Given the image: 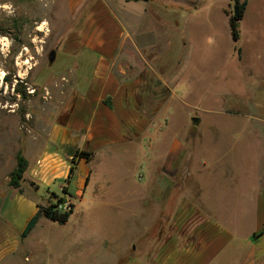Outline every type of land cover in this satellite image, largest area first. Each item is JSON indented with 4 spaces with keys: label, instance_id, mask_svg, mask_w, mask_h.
Masks as SVG:
<instances>
[{
    "label": "rangeland",
    "instance_id": "1",
    "mask_svg": "<svg viewBox=\"0 0 264 264\" xmlns=\"http://www.w3.org/2000/svg\"><path fill=\"white\" fill-rule=\"evenodd\" d=\"M90 1L81 2L79 11L68 0H0V5L12 6L0 7V37L10 41L7 47L0 44V224L7 223L5 212L14 214L18 235L0 236V264H197L190 242L206 243L210 231L215 238L216 225L223 233L219 243L226 244L204 264H241L256 215L254 209L235 204L240 194L229 179L235 167L245 182L264 163V0H246L238 43L229 24L233 0H135L140 3L130 6L119 0L116 13L128 28L133 18L138 45V33H148L142 46H150L153 54L144 57L155 66V78L162 77L171 88V104L165 106L168 124L161 134L156 126L153 146L141 139L135 146L96 152L83 194L75 197L77 186H70L75 210L69 222L59 225L41 217L30 235L21 238L29 214L24 205L14 206L15 198L23 195L45 206L50 193L63 195L64 180L49 189L46 182L69 174L72 158L65 155L54 169L43 171L41 166L53 152L50 133L63 121L59 117L79 89L77 81L93 70V55L84 64L66 51L67 34L84 27ZM123 46L134 45L125 40ZM53 51L56 58L50 62ZM129 58L131 69L143 67L140 55ZM198 117L201 124L195 125ZM174 138L190 149L189 158L182 169L172 167L179 169L174 178L162 179L168 188L162 190V206L151 197L150 186L161 174L167 155L163 145ZM20 154L28 168L20 188H13L10 176ZM184 204L198 213L175 220ZM201 217L209 228L196 225ZM228 233L237 237L235 243Z\"/></svg>",
    "mask_w": 264,
    "mask_h": 264
},
{
    "label": "crops",
    "instance_id": "2",
    "mask_svg": "<svg viewBox=\"0 0 264 264\" xmlns=\"http://www.w3.org/2000/svg\"><path fill=\"white\" fill-rule=\"evenodd\" d=\"M68 1L72 9H79L81 2H84V0ZM118 1L91 0L84 17V27L69 31L67 34V53L75 56V58L79 56L81 63L84 62V64L89 61L87 56L93 55V70L89 77L81 82L77 81L79 82V89L71 94L66 107L62 110V112H66L59 117L63 121L57 124L50 133V145L54 149L41 166L43 171L51 167L54 169L61 166L66 160L65 155L73 158L77 151L91 152L93 158L94 154L100 150L127 145L135 146L141 139L155 143L156 135L161 134L168 124L167 120L170 112L167 113L165 106L171 104V88L162 77L159 78L160 80L155 78V66L149 58L144 57V55L148 57L153 54L150 46H142L145 43V37H147L144 35L148 33H138L142 39L141 46L134 41L132 33L134 28L132 22L134 20L132 18L129 22L132 29L128 28L125 20L121 19V16L116 13V11H119L116 7ZM124 2L128 6L140 3L135 0H124ZM129 13L130 11L127 12V14ZM123 18L125 17L123 16ZM125 40H130L134 46L126 48L123 46ZM133 53L143 58L144 64L141 69H131L129 56ZM119 61H125L124 63L127 64L117 66ZM251 101L248 99L245 102ZM216 113L235 116L220 111ZM193 121L195 125L201 124V118L199 117L197 119L193 118ZM156 126H158V134H156L157 131H154ZM163 148V150H167V155L164 164L161 166V174L152 179L154 184L151 183L150 186L151 197L157 201V204L162 206L166 200L162 197V193L168 189H164L162 179L167 176L172 179L176 176L177 172L174 174L173 172L179 171L182 163L188 160L190 150L189 148L186 149L183 141L176 138L171 144L166 143L163 145ZM233 149H235L234 146ZM91 161L84 158L79 159L71 182L66 181L69 175L66 174L62 178H54L52 181L46 182V188L49 189L59 180H64L66 183L64 182V185L61 186V191L66 188L71 194L70 186L76 184L77 196H74L82 195L91 179V170L88 168ZM174 166H179V169L172 170ZM231 171L234 176L229 179L231 180L229 183L232 190H237L240 194L239 201L235 200V204L239 202L238 207L254 209L256 215V228L246 239L249 245L243 249L244 255L241 264H264V163H259L257 175L251 177V180H245V182L236 176L237 168L234 167ZM172 183H175V181ZM157 191L160 192L157 194ZM66 197L73 202V196L67 195ZM18 205H24V212L29 214L24 219V225L22 226L25 229L29 220L37 213L38 206L34 201L23 195L15 198L14 206ZM197 209L191 204H184L177 211L175 220H184L188 217V213L197 212ZM3 215L7 223L0 224L1 238L7 240L18 237L13 229L16 225L13 223L15 220L14 214L11 215L9 212H5ZM200 215H205V213L200 210ZM195 223L196 225H204L206 228L209 225L207 219L203 217L195 220ZM216 227L218 228V234L215 238H213V233L210 231L211 239L207 240L206 243L190 242L189 246L193 250L196 249L193 254L196 256L197 264H204L205 259L219 255L226 244L225 242L219 243L222 239L219 234L221 232V235H223V233L218 225ZM228 240H233L235 243L237 237L228 233ZM238 247H240L239 244Z\"/></svg>",
    "mask_w": 264,
    "mask_h": 264
},
{
    "label": "trees",
    "instance_id": "3",
    "mask_svg": "<svg viewBox=\"0 0 264 264\" xmlns=\"http://www.w3.org/2000/svg\"><path fill=\"white\" fill-rule=\"evenodd\" d=\"M246 7V0H233V10L229 14V24L232 39L235 43H238L240 40L239 25L240 22L244 19ZM236 51L238 53L241 52V49L237 45ZM82 158L86 159L87 161H91L92 153L86 151H77L75 153L74 157L72 158L70 172L66 180L68 183L71 182L74 177L75 171L77 169L78 160ZM27 168L28 162L24 158V156L20 154L18 156L17 167L10 176L11 187L20 188L23 175L25 174ZM62 192L65 196H61L56 193H50L52 199L45 206L37 204L38 211L27 223L24 231L21 234L22 239H25L32 232L41 217H46L51 221L58 223L59 225H66L69 222L72 214L74 213L75 204L74 202H72L71 199L68 200V198L66 197L67 195L72 197V195L66 188H63ZM66 203L67 205L64 206ZM60 206H62V208H60Z\"/></svg>",
    "mask_w": 264,
    "mask_h": 264
},
{
    "label": "clouds",
    "instance_id": "4",
    "mask_svg": "<svg viewBox=\"0 0 264 264\" xmlns=\"http://www.w3.org/2000/svg\"><path fill=\"white\" fill-rule=\"evenodd\" d=\"M0 7L4 8V9H11V4H4V5H0ZM47 26V22L45 21L44 24L40 25V29L44 30ZM10 41L7 39V37H0V44H3L5 47H7L9 45ZM4 75L3 72H0V78H2Z\"/></svg>",
    "mask_w": 264,
    "mask_h": 264
},
{
    "label": "water",
    "instance_id": "5",
    "mask_svg": "<svg viewBox=\"0 0 264 264\" xmlns=\"http://www.w3.org/2000/svg\"><path fill=\"white\" fill-rule=\"evenodd\" d=\"M144 1H148V0H144ZM55 58H56V52L53 51V52L50 54V57H49L50 62H54Z\"/></svg>",
    "mask_w": 264,
    "mask_h": 264
},
{
    "label": "built area",
    "instance_id": "6",
    "mask_svg": "<svg viewBox=\"0 0 264 264\" xmlns=\"http://www.w3.org/2000/svg\"><path fill=\"white\" fill-rule=\"evenodd\" d=\"M39 165H41V161H39V163H38ZM67 205V203L64 205V206H66ZM60 208H62V206H60ZM66 208V207H65Z\"/></svg>",
    "mask_w": 264,
    "mask_h": 264
}]
</instances>
